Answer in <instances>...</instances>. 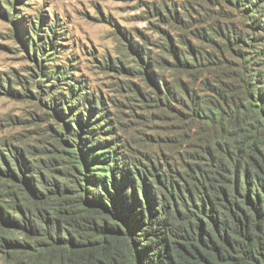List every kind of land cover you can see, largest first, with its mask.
<instances>
[{"label":"trees","instance_id":"1","mask_svg":"<svg viewBox=\"0 0 264 264\" xmlns=\"http://www.w3.org/2000/svg\"><path fill=\"white\" fill-rule=\"evenodd\" d=\"M234 2L250 8L248 24L258 34L245 36L248 46L202 91L180 88L185 133L180 164L171 169L127 166L114 137H106L102 100L83 91L75 70L42 69L59 89L49 101L71 143L34 164L16 151L7 169L0 162L13 183L0 192L5 264H264V0ZM31 30L27 45L49 57L61 39ZM237 38L229 39L234 46ZM196 57L171 68L187 72L188 62L205 59Z\"/></svg>","mask_w":264,"mask_h":264},{"label":"rangeland","instance_id":"2","mask_svg":"<svg viewBox=\"0 0 264 264\" xmlns=\"http://www.w3.org/2000/svg\"><path fill=\"white\" fill-rule=\"evenodd\" d=\"M240 5L234 0H0L2 168L11 165L14 151L34 164L51 151L60 153L59 144L71 143L64 118L49 101V93L59 89L41 72L57 67L75 70L83 91L102 100L110 118L106 137H114L127 166L164 171L180 164L185 133L178 119L180 88L202 91L248 46L245 36L258 34L248 24L250 8ZM32 27L39 29L38 37L50 29L52 39H61L49 47V57L41 59L27 45ZM232 36L240 46L230 42ZM197 52L205 59L188 62L187 72L171 68L190 54L197 60ZM87 115L82 112L84 121ZM11 179L0 173V192L10 191ZM0 264H5L1 255Z\"/></svg>","mask_w":264,"mask_h":264}]
</instances>
